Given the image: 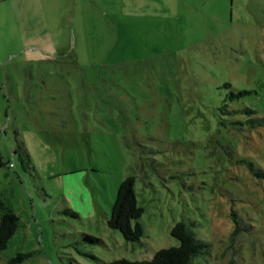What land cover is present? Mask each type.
Masks as SVG:
<instances>
[{
    "label": "rangeland",
    "instance_id": "obj_1",
    "mask_svg": "<svg viewBox=\"0 0 264 264\" xmlns=\"http://www.w3.org/2000/svg\"><path fill=\"white\" fill-rule=\"evenodd\" d=\"M0 17V217L20 219L0 264L151 259L180 245L179 222L205 245L193 264L264 262V0H55L41 29ZM131 175L140 242L108 225Z\"/></svg>",
    "mask_w": 264,
    "mask_h": 264
},
{
    "label": "trees",
    "instance_id": "obj_2",
    "mask_svg": "<svg viewBox=\"0 0 264 264\" xmlns=\"http://www.w3.org/2000/svg\"><path fill=\"white\" fill-rule=\"evenodd\" d=\"M226 88L230 84H225ZM251 94L250 91L243 90L237 93L231 92L230 99L235 101L245 95ZM224 107L227 106V100L224 101ZM247 113L254 116L257 111L248 108ZM251 121L257 122L259 125H264V119L254 118ZM135 176H128L122 181L119 186L116 201L112 208L111 217L108 220L110 228L119 230L127 241L140 242L144 237V228L140 223L133 224L135 221L142 218L144 208L138 204L136 194ZM75 214V213H73ZM19 217L16 213L7 209L0 217V251L8 247L9 242L14 237L19 229ZM172 236L179 240L180 245L163 248L157 251L151 259L140 261H131L128 259H118L113 262L100 264H193L194 258L201 253L205 245L195 238L193 231L185 222L177 223L171 232ZM88 239L94 242L100 240L95 237L87 236ZM28 255L18 254L11 259L12 264L23 262ZM261 264H264L261 263Z\"/></svg>",
    "mask_w": 264,
    "mask_h": 264
},
{
    "label": "crops",
    "instance_id": "obj_3",
    "mask_svg": "<svg viewBox=\"0 0 264 264\" xmlns=\"http://www.w3.org/2000/svg\"><path fill=\"white\" fill-rule=\"evenodd\" d=\"M54 3L55 0H0V7L4 8L0 15L11 10L18 27H28L32 23L40 25L37 29L46 28L45 19L40 14Z\"/></svg>",
    "mask_w": 264,
    "mask_h": 264
},
{
    "label": "built area",
    "instance_id": "obj_4",
    "mask_svg": "<svg viewBox=\"0 0 264 264\" xmlns=\"http://www.w3.org/2000/svg\"><path fill=\"white\" fill-rule=\"evenodd\" d=\"M9 167H11V168L14 167V164H10Z\"/></svg>",
    "mask_w": 264,
    "mask_h": 264
}]
</instances>
